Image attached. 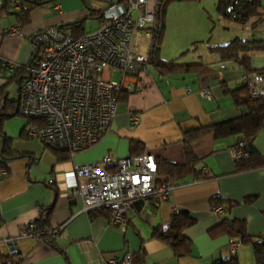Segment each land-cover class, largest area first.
<instances>
[{
	"label": "crops",
	"instance_id": "1",
	"mask_svg": "<svg viewBox=\"0 0 264 264\" xmlns=\"http://www.w3.org/2000/svg\"><path fill=\"white\" fill-rule=\"evenodd\" d=\"M34 1L45 4L35 8L30 24L26 26L20 24L15 15H0L2 67L9 64L14 70L17 66L29 64L38 49L32 41L35 33L81 20L110 2ZM89 20H97L99 24L88 31L85 29L86 20L83 33L92 32L103 24L100 13ZM13 29L18 31L13 33ZM166 31L165 23L155 62L175 61L178 65L197 67L191 71L164 73L156 64L149 63L147 72L130 79L132 90H121L117 115L111 126L97 145L74 157L76 166L100 163L108 156L118 160L143 155H151L156 162L183 165L188 161L187 133L247 113L248 109L236 106L227 93L240 88L238 78L246 73L240 61L223 60L219 54L211 62L196 60L187 63L180 62V57L166 58L163 54ZM64 32L72 37L77 35L70 28ZM147 44L144 33L137 34L134 49L146 51ZM152 49L153 41L150 52ZM250 54L252 57L253 53ZM228 62L240 69L236 78L224 73L227 70L224 64ZM220 74L223 77L221 82ZM105 77L115 81L121 79L117 72L112 76L107 72ZM206 89L210 90L213 99L201 96L200 92ZM240 137L219 139L209 134L192 142L195 175L185 179L166 201H135L127 213L124 235L109 229L108 212H83L78 181L71 176L70 170L62 167L69 161V155L60 159L39 139L24 138L21 134L10 137L12 151L24 156L9 160L4 168L6 173L0 177V260L8 253L2 241L14 238L18 244V264H109L110 259H122L129 252L133 254V260L144 256L142 264H216L232 258H236L238 264H256L253 241L241 242L226 234H210L223 220H238L245 223L250 238L264 240V167L238 171L229 149ZM134 143L139 146L133 153ZM253 146L264 160V128L256 136ZM64 173H68L66 184L61 182L63 178L57 179V175ZM217 195L225 208L220 216L212 210L218 201L214 199ZM45 210H51L46 223L42 222ZM179 212H188L195 219L184 231L190 248L180 257L175 256L170 246L153 238L154 230L168 227L171 216ZM29 225L33 226V231L44 234L18 239ZM236 242L240 245L232 254L230 247Z\"/></svg>",
	"mask_w": 264,
	"mask_h": 264
},
{
	"label": "built area",
	"instance_id": "2",
	"mask_svg": "<svg viewBox=\"0 0 264 264\" xmlns=\"http://www.w3.org/2000/svg\"><path fill=\"white\" fill-rule=\"evenodd\" d=\"M2 0H0L1 2ZM162 0H110L100 9L103 24L79 38L52 27L35 33L33 43L38 46L33 64L27 67L29 78L22 85V115L30 121L26 135L39 139L50 149L66 152L69 161L62 164L78 181L83 212L107 211L110 228L125 234L127 213L135 201L149 203L166 201L178 186L158 182L157 162L151 155L115 160L105 157L100 163L76 166L74 157L99 143L117 115V92L132 90L130 80L148 71L149 52L154 31L159 28L157 14ZM18 30L13 29V33ZM144 33L148 39L146 51L134 49L135 37ZM6 69L13 66L6 64ZM119 73L121 79H107L105 74ZM223 80L222 74L219 81ZM239 84L249 89L254 98L264 97V72L244 73ZM205 99H213L210 90L200 92ZM137 119L135 120V124ZM235 162L249 157V142L241 136L229 149ZM6 173L0 167V177ZM67 174L57 175L67 183ZM220 195L215 196L218 200ZM216 215L225 208L215 204ZM29 225L18 239L44 234ZM7 257L0 264H18L17 239L2 241ZM1 244V243H0ZM239 242L230 247L234 254ZM109 264H142L127 253L122 259L112 258Z\"/></svg>",
	"mask_w": 264,
	"mask_h": 264
},
{
	"label": "trees",
	"instance_id": "3",
	"mask_svg": "<svg viewBox=\"0 0 264 264\" xmlns=\"http://www.w3.org/2000/svg\"><path fill=\"white\" fill-rule=\"evenodd\" d=\"M110 1V0H108ZM174 0H162L160 11L157 18L160 22L159 28L154 31L153 49L150 52L151 64H156L164 73H171L178 70L191 71L197 65H178L175 61L157 64L155 62L156 56L160 49L161 39L165 27V16L167 12V4ZM50 2V1H49ZM56 2L53 0L51 3ZM45 3H38L34 0H2L0 2V15L12 14L22 25H28L31 22V13L39 5ZM218 11L220 15L227 20H232L236 23L247 24L253 21V25L264 22V4L263 0H218ZM100 10L92 11L90 16L82 18L70 24H64L59 28L64 31L67 28L74 29L77 35L74 38L81 37L83 33L84 23L89 20L93 15L99 14ZM264 49V41H245L236 38L228 44L210 47V51L217 53L223 60L238 59L243 65L246 73L251 72H264L262 69H254L251 66V54L255 51ZM36 53L32 56L29 64L24 66H17L14 70L9 71L0 65V167L6 168V163L18 157L24 156L23 154L16 155L12 151V139L4 133V122L15 116L22 114L23 94L22 85L28 75L27 67L33 64ZM15 81L19 86V97L17 100H12L8 92V85ZM239 89L234 91H227L234 100L236 106H245L248 110L247 113L240 115L236 119L227 121L225 123L212 125L211 127L201 128L197 131L189 132L186 135L185 149L188 161L183 165H174L165 161L157 162V176L159 183L175 184L179 186L190 175L196 173L195 163L196 158L192 151V142L209 134H213L216 138H225L229 136L241 135L244 136L249 142V157L236 162L238 171L244 172L252 169L264 167V160L260 154L255 150L253 142L256 136L264 128V97L254 98L250 95L249 89L241 84ZM116 94L119 97V93ZM30 121H28V124ZM27 124V125H28ZM21 137H26V127L21 133ZM139 145L134 143L132 145V152L134 153ZM60 159L65 158L68 154L65 152L53 151ZM16 155V156H15ZM204 178V176H203ZM216 204H224L218 200ZM214 205V204H213ZM42 222L46 223L51 216V210L43 211ZM94 212V211H93ZM104 212V211H99ZM107 212V211H106ZM98 213V212H95ZM92 214V213H91ZM109 214V213H108ZM94 215V214H92ZM110 217V215H109ZM195 222V219L188 212H179L171 216L169 226L158 227L153 232V238L167 244L174 251L175 256H184L189 248L190 242L185 237L184 231ZM210 234L212 236L226 234L232 239L240 240L241 242L253 241L254 252L256 257V264H264V240L254 241L249 237L245 223L242 221L223 220L221 224L214 227ZM144 256L135 257V262H143ZM216 264H238L236 258L227 261H222Z\"/></svg>",
	"mask_w": 264,
	"mask_h": 264
},
{
	"label": "rangeland",
	"instance_id": "4",
	"mask_svg": "<svg viewBox=\"0 0 264 264\" xmlns=\"http://www.w3.org/2000/svg\"><path fill=\"white\" fill-rule=\"evenodd\" d=\"M76 1L81 4L83 2ZM166 13L167 31L163 52L166 58L180 57V62L187 63L196 62V60L211 62V59L217 58L218 54L211 52L210 47L228 44L236 38L245 41H264V22L253 25V21L240 24L224 19L218 11V0H174L167 4ZM98 24L97 20H88L85 29L89 31ZM251 64L255 69H262L264 49L253 52ZM225 65L227 70L224 73L236 78L240 69L234 67L233 62ZM8 92L12 100H17L18 83L12 81L8 85ZM27 124L28 119L21 114L7 119L3 130L10 137H17L24 126H28Z\"/></svg>",
	"mask_w": 264,
	"mask_h": 264
},
{
	"label": "water",
	"instance_id": "5",
	"mask_svg": "<svg viewBox=\"0 0 264 264\" xmlns=\"http://www.w3.org/2000/svg\"><path fill=\"white\" fill-rule=\"evenodd\" d=\"M37 48H38V46H37ZM26 78H29V76H27Z\"/></svg>",
	"mask_w": 264,
	"mask_h": 264
}]
</instances>
